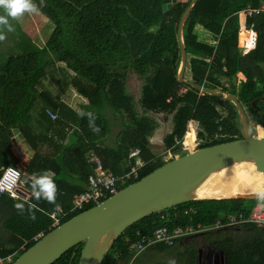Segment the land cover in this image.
Returning <instances> with one entry per match:
<instances>
[{
    "label": "trees",
    "instance_id": "1",
    "mask_svg": "<svg viewBox=\"0 0 264 264\" xmlns=\"http://www.w3.org/2000/svg\"><path fill=\"white\" fill-rule=\"evenodd\" d=\"M189 2L37 0L39 11L52 25L45 44L39 46L15 24L13 31L4 34L5 39L0 41V168L17 164L11 146L20 137L32 150L26 167L32 176L27 179L41 172L52 175L59 188L57 203L62 206V214L52 217L54 206L35 201L28 183L23 184L27 196L0 194L1 257L11 255L13 262L36 237L96 205L78 209L73 203V196L88 187V176L95 167L89 160L92 155L101 161L103 169L117 173L116 169L123 168L128 173L133 166L129 151L139 148L143 164L125 182L127 185L175 155L186 154L189 146L185 133L191 146L197 139V148L242 136L232 102L177 79V27ZM169 3L163 9V4ZM262 5L264 0H198L185 21L182 37L186 50L184 77L234 95L248 120L264 127V10L244 13L248 7ZM244 30L257 35L255 46L245 53L238 46V32ZM238 73L244 79L238 80ZM133 75L139 84L137 98L127 87V78ZM13 89L23 97L9 104L4 91ZM66 93L77 96L71 99L76 100V107L65 100ZM81 110L95 113L99 133L78 115ZM48 111L56 118H51ZM157 118L167 122L169 130L162 138L164 150L152 153L147 148ZM168 153L171 158L165 160L163 156ZM17 202L36 204V219H29L27 210L19 214L14 207ZM260 202L199 199L151 213L115 239L101 264H128L131 253L125 237L136 229L152 233L161 225H211L218 212L247 214ZM239 229L250 230L244 232L248 240L238 246L229 237L213 239L209 235L213 231L200 234L223 249L227 264H264V227L246 225ZM82 246L83 242L72 246L51 264H77ZM114 253L119 256L114 258ZM135 262L136 258L131 264Z\"/></svg>",
    "mask_w": 264,
    "mask_h": 264
},
{
    "label": "water",
    "instance_id": "2",
    "mask_svg": "<svg viewBox=\"0 0 264 264\" xmlns=\"http://www.w3.org/2000/svg\"><path fill=\"white\" fill-rule=\"evenodd\" d=\"M197 1L190 0L178 23L180 62L177 79L200 92L232 102L241 123L242 136L226 142L188 149L186 154L176 155L165 161L100 203L54 226L25 249L12 264H51L80 242H83V246L77 264H101L115 239L129 225L151 213L191 200L257 199L255 190L262 187L217 194L204 188L217 175L244 165L252 166L254 176H264V135L252 134L246 111L234 95L197 84L184 77L186 50L182 32L185 21ZM170 5L171 3L163 4V9Z\"/></svg>",
    "mask_w": 264,
    "mask_h": 264
},
{
    "label": "built area",
    "instance_id": "3",
    "mask_svg": "<svg viewBox=\"0 0 264 264\" xmlns=\"http://www.w3.org/2000/svg\"><path fill=\"white\" fill-rule=\"evenodd\" d=\"M260 10H264V5L260 8L252 9L247 8L245 10L246 15H250L253 12H258ZM247 31V30H246ZM249 32L248 37L251 40V44L256 43V33L252 30H248ZM255 37V39H253ZM243 46L242 51L245 53L249 49L247 46V42L242 44ZM48 114L51 118H56V114L53 112L48 111ZM198 142L194 146L189 144V148L196 147ZM170 153L168 156L170 157ZM129 158L133 159V166L131 170L125 174L124 176H117L114 174L110 169H103L101 161L97 158L91 159L95 164L92 172L88 176V187L85 191L75 194L73 196V203L75 208H82L86 204H98L102 200H104L108 194L115 193L120 185L122 184L123 180L129 179L131 175H136V169L143 164V161L140 156V149L133 148L129 151ZM8 167L13 169H19L17 166L14 165H7L3 168H0V177L4 175V172ZM21 170V169H19ZM22 173V180L20 187L15 191V196H19L21 193H24V173ZM217 219L211 225H202L198 223L197 225H193L190 223L183 224V225H175L173 227H169L167 225H161L153 230L152 233H144L140 229H136L131 235L125 237L127 251L131 253V258L128 264H131L132 261L137 257L139 254L144 252L150 246L155 244H163L165 246H173L177 244L181 239L191 237L193 235H198L200 233L208 232V231H215L224 228H231V227H240L245 225H254L256 227H264V209L262 205L255 204L252 206L251 210L245 214L243 212H225L221 211L217 213ZM55 217V213L51 215ZM58 220L55 219L54 224L56 225ZM40 236V235H39ZM36 237L35 239H37ZM119 253H114V258H117ZM12 256L1 257L0 256V264H10L12 262Z\"/></svg>",
    "mask_w": 264,
    "mask_h": 264
},
{
    "label": "rangeland",
    "instance_id": "4",
    "mask_svg": "<svg viewBox=\"0 0 264 264\" xmlns=\"http://www.w3.org/2000/svg\"><path fill=\"white\" fill-rule=\"evenodd\" d=\"M36 1L37 0H35V2ZM10 23L12 24L13 28H14L13 24L19 25L21 30L24 31L27 35H29L32 38V40L35 43H37L39 46H43L45 44V42H46V40H47V38L51 32V28H52V25L48 24L47 19L41 14L40 11L38 13H32V14L26 13L19 21L10 20ZM0 31H2L3 34H7L9 32V31H7V29L6 30L0 29ZM244 31H246V30H244ZM247 31H246V33H247ZM239 32H238V46L242 47L243 45H240V43H242V38L246 33L243 34V36L240 40V43H239ZM237 76H238V80H242L241 75L238 74ZM127 87H128V90L134 95V97L137 98L138 93H139V84H138V80L135 78L134 75L127 78ZM15 91H17V90L13 89L9 92L7 90L4 91V99L7 102H9V104H11V103L15 104L17 102H20L22 93L21 94L19 92L16 93ZM5 95H7V97ZM75 97L77 98V96L74 93L73 94L66 93L65 100L68 99L67 101L69 103H71L75 100H71L70 98H75ZM249 121L251 122V128L250 129H251L252 134L253 135H257V134L259 135L257 127L260 125L254 126L253 125L254 123L251 120H249ZM188 126L191 127L192 130L194 131L192 125H188ZM168 130H169L168 123L162 122L161 120H159L157 122V126L155 128V131H153V134L150 137V143H151L150 148H147V149L148 150L151 149L152 153L162 152L164 150L162 138ZM260 135H264V132ZM15 139H16V141L12 144L11 148H12V150H14V153L17 156V164L19 166L18 168L23 170V172H24L23 168H25V166L27 167V165H26V164H28L27 160L20 153L17 152L18 144H22L24 142L18 136ZM107 141L109 144H111V142H112L109 139ZM79 145L81 146V142L79 143ZM163 157L165 160L168 159V155L167 156L164 155ZM30 176H32V175H29V173L26 172V168H25L23 178H30ZM246 180L248 181L249 179H246ZM260 205H262V207L264 209V202H260ZM244 232L245 231H242L240 229H238V230L237 229H228V230L220 229L219 231H213L212 233H209V235H211L213 237V239H224V238L229 237V238H231V241L234 243V246H238V245H241L245 240H248V238L246 237V233H244ZM151 247H153V246H150L146 251H144L139 256V258H138V260H136L135 264H152L153 261H157L161 264H169L170 263L169 260H172L171 264H190V259L188 257V255L190 253V247H188V246H182V245L178 244L175 246L173 245L169 248H163V249H161L162 251H157L156 249L151 248ZM166 252H168V253L165 254ZM11 260H13V257ZM175 260H177V261H175Z\"/></svg>",
    "mask_w": 264,
    "mask_h": 264
},
{
    "label": "clouds",
    "instance_id": "5",
    "mask_svg": "<svg viewBox=\"0 0 264 264\" xmlns=\"http://www.w3.org/2000/svg\"><path fill=\"white\" fill-rule=\"evenodd\" d=\"M0 10H2L3 12V14H0V29H7V31H13L14 28L10 23V20L19 21L26 13L27 14L38 13L39 7L36 4L35 0H0ZM4 39L5 36L3 32L0 31V41H3ZM253 39H255V37H253ZM254 46H255L254 43L250 44L249 49H252ZM78 115L81 118H86L88 120V126L93 132L99 133L100 128L95 123L96 115L94 112L81 110L78 113ZM185 141L189 146L190 143L186 140V133H185ZM196 142H198L197 139ZM194 148H197V146L188 149H194ZM94 157L96 158V156ZM168 158H171V155L170 157L168 156ZM91 159L92 158H90L89 160L91 161ZM21 180H22L21 170L8 167L4 172V175L0 177V194L8 193L12 196H15V191L20 187ZM125 181H128V179H126ZM24 183L30 184L32 197L35 201H41V200L46 201L47 203L52 204L54 206L55 214L57 215L62 214V206L59 203H57L59 188L52 175H49L47 172H41L39 174L33 175L31 180L24 178ZM121 185H123V183ZM24 190L25 192L21 194L23 195L26 194L27 196L28 192L25 188ZM255 195L259 201L264 202V188H257L255 190ZM26 204H27V208H26ZM14 207L19 214H24V212L27 210L29 212V219L31 220L36 219L35 216L36 204L27 203V202H17L14 204Z\"/></svg>",
    "mask_w": 264,
    "mask_h": 264
},
{
    "label": "crops",
    "instance_id": "6",
    "mask_svg": "<svg viewBox=\"0 0 264 264\" xmlns=\"http://www.w3.org/2000/svg\"><path fill=\"white\" fill-rule=\"evenodd\" d=\"M241 33H246V31L241 32ZM240 34H239V36H240ZM245 42H247V41H244L242 43H240V41H239L240 45L244 44ZM247 46H248V43H247ZM238 74L241 75L242 79H244V77H243V75L241 73H238ZM22 97H23V94H21L20 101L22 100ZM70 99H75V98H70ZM70 104H72V105H74L76 107V105H77L76 104V100L73 101V102H71ZM17 152L20 153L27 160V163H28V160H29V158H30V156L32 154V150L29 147H27L25 145V143L18 144ZM92 156L90 158H92V159L95 158L94 156L93 157ZM15 165L18 166V164H15ZM25 168H26V166H25ZM25 168H23L24 169V172H25ZM116 170L118 171L117 173H114L113 171L112 172L114 174H116L117 176H120L121 177V176H124L125 174H127V173H124L123 168H122V170H121V168H118ZM125 182L126 181L123 180V182H122L123 185H124ZM204 236H205L204 234L203 235L202 234H200V235H193L191 237H187V238L181 239L175 245H178L179 244V245H182V246H188V247H190V253L188 255V257L190 259V264H191V261H193L194 264H225V259L226 258L224 256L223 249L222 248H218V247H214L213 245H211L209 243V241L204 238ZM151 248H154L157 251H162L161 249H163V248H157L156 245H153V247H151ZM220 251H222V254H220ZM193 252H194V256H195L194 259L192 258ZM167 253L168 252H166L165 254H167ZM139 256L136 258V260H138ZM169 261H170L169 264H171L172 260H169ZM175 261H177V260H175ZM155 263H158V262L157 261H153L152 264H155Z\"/></svg>",
    "mask_w": 264,
    "mask_h": 264
},
{
    "label": "bare ground",
    "instance_id": "7",
    "mask_svg": "<svg viewBox=\"0 0 264 264\" xmlns=\"http://www.w3.org/2000/svg\"><path fill=\"white\" fill-rule=\"evenodd\" d=\"M249 32H247L243 38L242 42L247 41L248 46L251 44L250 38L248 37ZM259 135L264 132V127H257ZM263 136V135H260ZM252 166L244 165L240 167L233 168L226 172L217 175L209 183H207L204 188L210 193H224L228 191H238L250 188L262 187L264 188V176L252 174ZM246 179H249L248 181Z\"/></svg>",
    "mask_w": 264,
    "mask_h": 264
},
{
    "label": "flooded vegetation",
    "instance_id": "8",
    "mask_svg": "<svg viewBox=\"0 0 264 264\" xmlns=\"http://www.w3.org/2000/svg\"><path fill=\"white\" fill-rule=\"evenodd\" d=\"M228 229H239V227H232V228H224V230H228ZM250 229H246V230H244V231H249Z\"/></svg>",
    "mask_w": 264,
    "mask_h": 264
}]
</instances>
